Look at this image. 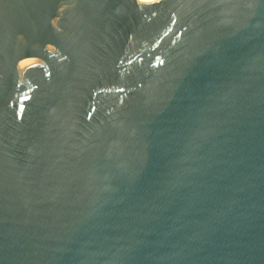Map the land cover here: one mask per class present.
Segmentation results:
<instances>
[{"label": "water", "instance_id": "95a60500", "mask_svg": "<svg viewBox=\"0 0 264 264\" xmlns=\"http://www.w3.org/2000/svg\"><path fill=\"white\" fill-rule=\"evenodd\" d=\"M0 264H264V0H0Z\"/></svg>", "mask_w": 264, "mask_h": 264}, {"label": "bare ground", "instance_id": "6f19581e", "mask_svg": "<svg viewBox=\"0 0 264 264\" xmlns=\"http://www.w3.org/2000/svg\"><path fill=\"white\" fill-rule=\"evenodd\" d=\"M139 2H145V1H149V0H138Z\"/></svg>", "mask_w": 264, "mask_h": 264}]
</instances>
